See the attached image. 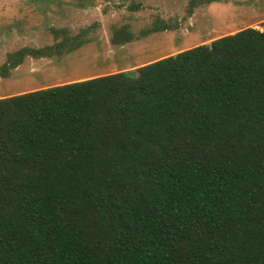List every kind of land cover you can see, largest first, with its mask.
Segmentation results:
<instances>
[{
	"label": "trees",
	"instance_id": "1",
	"mask_svg": "<svg viewBox=\"0 0 264 264\" xmlns=\"http://www.w3.org/2000/svg\"><path fill=\"white\" fill-rule=\"evenodd\" d=\"M259 27L1 98L0 264H264ZM90 29L50 28L55 42L8 54L0 78Z\"/></svg>",
	"mask_w": 264,
	"mask_h": 264
},
{
	"label": "rangeland",
	"instance_id": "2",
	"mask_svg": "<svg viewBox=\"0 0 264 264\" xmlns=\"http://www.w3.org/2000/svg\"><path fill=\"white\" fill-rule=\"evenodd\" d=\"M0 0V65L21 48L55 40L50 28L88 39L59 57H23L0 78V99L42 88L133 70L243 28L261 30L264 0ZM124 27L127 43L112 44Z\"/></svg>",
	"mask_w": 264,
	"mask_h": 264
},
{
	"label": "crops",
	"instance_id": "3",
	"mask_svg": "<svg viewBox=\"0 0 264 264\" xmlns=\"http://www.w3.org/2000/svg\"><path fill=\"white\" fill-rule=\"evenodd\" d=\"M233 33V32H232ZM232 33H230V34H232Z\"/></svg>",
	"mask_w": 264,
	"mask_h": 264
}]
</instances>
